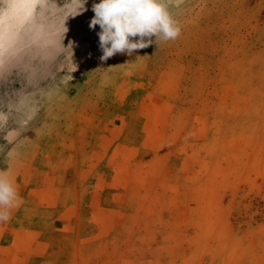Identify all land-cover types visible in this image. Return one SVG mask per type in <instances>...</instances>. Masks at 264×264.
<instances>
[{
  "label": "rangeland",
  "instance_id": "obj_1",
  "mask_svg": "<svg viewBox=\"0 0 264 264\" xmlns=\"http://www.w3.org/2000/svg\"><path fill=\"white\" fill-rule=\"evenodd\" d=\"M93 2L66 22L75 110L18 177L0 264H264V0H192L180 38L107 61Z\"/></svg>",
  "mask_w": 264,
  "mask_h": 264
},
{
  "label": "clouds",
  "instance_id": "obj_2",
  "mask_svg": "<svg viewBox=\"0 0 264 264\" xmlns=\"http://www.w3.org/2000/svg\"><path fill=\"white\" fill-rule=\"evenodd\" d=\"M87 0H0V224L24 199L18 177L28 157L75 110L80 85L69 95L77 64L73 42L65 45L67 20L86 11ZM89 27L97 32L99 59L132 56L182 35L192 0H94ZM141 56H137L135 64ZM109 68L84 81L86 101L103 98L114 82ZM31 133V135H29Z\"/></svg>",
  "mask_w": 264,
  "mask_h": 264
}]
</instances>
